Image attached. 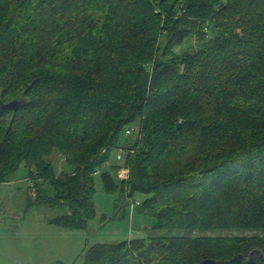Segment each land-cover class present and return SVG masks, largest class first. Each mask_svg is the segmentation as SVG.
<instances>
[{
	"label": "trees",
	"instance_id": "1",
	"mask_svg": "<svg viewBox=\"0 0 264 264\" xmlns=\"http://www.w3.org/2000/svg\"><path fill=\"white\" fill-rule=\"evenodd\" d=\"M194 36L199 48L183 56ZM213 74L224 83L209 90ZM263 81L264 0H0V99L17 101L0 111V183L24 163L37 190L27 208L64 206L50 220L84 228L94 172L138 122L121 187L147 194L138 207L155 229L264 230ZM54 150L72 172H56ZM102 181L116 187L110 171ZM220 241L96 243L84 264H264V238L235 237L229 252ZM250 250L260 257L247 260Z\"/></svg>",
	"mask_w": 264,
	"mask_h": 264
},
{
	"label": "rangeland",
	"instance_id": "2",
	"mask_svg": "<svg viewBox=\"0 0 264 264\" xmlns=\"http://www.w3.org/2000/svg\"><path fill=\"white\" fill-rule=\"evenodd\" d=\"M257 19L258 17L255 18V20ZM255 30L259 32L261 29L256 28ZM197 37L188 38L185 42L183 47L188 50L183 56L187 55L188 52L197 51L198 46L195 49L191 47L199 43ZM163 45L164 39L161 40V46ZM177 50L180 51V47H177ZM149 74L151 78L152 66L149 67ZM216 76L213 74L209 77V82H206L209 90L224 83L222 81L216 84ZM179 122L181 123L180 120ZM130 129H132L131 133L123 132L119 148L111 151L109 159L95 175L94 202L96 214L84 228L60 227L50 220L51 217L69 211L64 206L50 207L42 204L27 208L28 200L32 203L36 202L37 190L31 187L29 167L24 163L13 172L8 181L0 183V264H84L87 250L96 243L119 242L151 235L168 234L220 238L219 248L227 252L231 249L230 243L227 242L235 237H259L263 240V229H239L230 226L223 229H203L200 227L155 229V216L141 212L138 207V204L147 197V194L137 191L128 198L126 193L123 195L122 192V180L119 179V174L123 167H128L126 159L138 137V122L132 124ZM191 137L197 144L199 140L197 134L193 132V135H189L190 139ZM224 145L226 143L221 141L219 149L223 148ZM48 159L53 162L58 174L72 172L73 166L66 162L65 156L58 150H54ZM103 171H110L115 176L116 187L114 189L107 190L104 187ZM45 187L49 193L52 192L50 187ZM227 192L224 198L231 202L233 195L231 191ZM221 197L223 198V195ZM224 198L223 201L227 203ZM227 206L231 205L227 203ZM251 252H248L247 260L248 258L256 260L260 257L259 252L255 251L257 253L254 252L253 255Z\"/></svg>",
	"mask_w": 264,
	"mask_h": 264
},
{
	"label": "water",
	"instance_id": "3",
	"mask_svg": "<svg viewBox=\"0 0 264 264\" xmlns=\"http://www.w3.org/2000/svg\"><path fill=\"white\" fill-rule=\"evenodd\" d=\"M17 107V101L13 100L7 103H4L1 99H0V111L6 109V108H16ZM255 252V250L253 251ZM251 252V254L253 253ZM241 258V255H236L233 260H235L236 262H238ZM200 264H221L220 261H218L217 259L214 258H204Z\"/></svg>",
	"mask_w": 264,
	"mask_h": 264
},
{
	"label": "built area",
	"instance_id": "4",
	"mask_svg": "<svg viewBox=\"0 0 264 264\" xmlns=\"http://www.w3.org/2000/svg\"><path fill=\"white\" fill-rule=\"evenodd\" d=\"M128 133L132 132V129H127ZM98 171H95L94 174H97ZM130 172L128 167H123L119 174V179L121 180H127L129 178Z\"/></svg>",
	"mask_w": 264,
	"mask_h": 264
},
{
	"label": "flooded vegetation",
	"instance_id": "5",
	"mask_svg": "<svg viewBox=\"0 0 264 264\" xmlns=\"http://www.w3.org/2000/svg\"><path fill=\"white\" fill-rule=\"evenodd\" d=\"M253 255V254H252Z\"/></svg>",
	"mask_w": 264,
	"mask_h": 264
}]
</instances>
